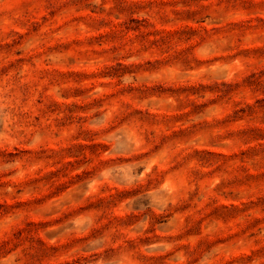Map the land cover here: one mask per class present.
<instances>
[{"label": "rangeland", "instance_id": "1", "mask_svg": "<svg viewBox=\"0 0 264 264\" xmlns=\"http://www.w3.org/2000/svg\"><path fill=\"white\" fill-rule=\"evenodd\" d=\"M0 264H264V0H0Z\"/></svg>", "mask_w": 264, "mask_h": 264}]
</instances>
